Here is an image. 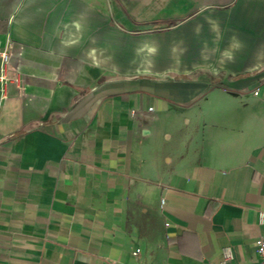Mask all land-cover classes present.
I'll return each instance as SVG.
<instances>
[{
	"label": "crops",
	"instance_id": "1",
	"mask_svg": "<svg viewBox=\"0 0 264 264\" xmlns=\"http://www.w3.org/2000/svg\"><path fill=\"white\" fill-rule=\"evenodd\" d=\"M18 46L0 264L255 261L264 0H0V50Z\"/></svg>",
	"mask_w": 264,
	"mask_h": 264
},
{
	"label": "built area",
	"instance_id": "2",
	"mask_svg": "<svg viewBox=\"0 0 264 264\" xmlns=\"http://www.w3.org/2000/svg\"><path fill=\"white\" fill-rule=\"evenodd\" d=\"M20 52L21 47L19 46L15 51H11L8 47L0 50V99L6 98V88L9 84L15 86L18 95L23 96L25 94V78L17 61ZM253 93L257 94V89ZM162 202L163 199H161ZM260 215L262 217V214ZM255 254L256 259L252 264H264V238L262 237L255 240ZM230 257L231 251L227 246L222 250L220 264H226Z\"/></svg>",
	"mask_w": 264,
	"mask_h": 264
}]
</instances>
